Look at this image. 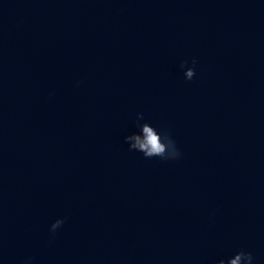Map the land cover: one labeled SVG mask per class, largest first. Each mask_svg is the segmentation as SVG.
<instances>
[{
  "label": "water",
  "instance_id": "1",
  "mask_svg": "<svg viewBox=\"0 0 264 264\" xmlns=\"http://www.w3.org/2000/svg\"><path fill=\"white\" fill-rule=\"evenodd\" d=\"M137 111L178 158L127 147ZM240 248L264 264V0H0V264Z\"/></svg>",
  "mask_w": 264,
  "mask_h": 264
},
{
  "label": "clouds",
  "instance_id": "2",
  "mask_svg": "<svg viewBox=\"0 0 264 264\" xmlns=\"http://www.w3.org/2000/svg\"><path fill=\"white\" fill-rule=\"evenodd\" d=\"M196 57L191 61L181 60L180 68L186 80L192 79L195 74L194 65ZM79 83V81H77ZM124 142L130 150L140 152L144 157H159L164 160L176 159L180 156V149L175 140L165 128L158 127L144 117V113L137 111L135 114L134 127L123 136ZM64 222V217L56 218L50 225V232L54 235L55 230ZM33 257L27 256L22 264H32ZM215 264H254L251 251L240 248L231 255L221 256Z\"/></svg>",
  "mask_w": 264,
  "mask_h": 264
}]
</instances>
